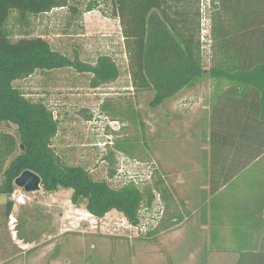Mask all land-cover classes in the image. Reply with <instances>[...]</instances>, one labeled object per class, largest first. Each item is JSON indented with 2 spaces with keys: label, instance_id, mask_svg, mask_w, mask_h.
I'll return each mask as SVG.
<instances>
[{
  "label": "rangeland",
  "instance_id": "obj_1",
  "mask_svg": "<svg viewBox=\"0 0 264 264\" xmlns=\"http://www.w3.org/2000/svg\"><path fill=\"white\" fill-rule=\"evenodd\" d=\"M69 16L67 9L40 16L35 20L36 33L71 58L78 54L82 60L94 63L101 54H111L120 66V78L93 88L91 74L63 68L37 71L15 85L27 97L44 100L54 112L59 130L52 145L65 164L83 166L94 179L107 180L115 188L132 179L140 183L150 181L154 172L156 179L166 181L173 200L164 212V203L157 195L155 206L142 211L144 229L140 231L117 210L97 218L87 211L84 201L73 204L72 189L61 187L49 192L41 185L39 191L29 193L15 184L12 194H0V264H235L239 254L229 249H210L211 232L202 218L203 212L216 202L222 203V207L225 203L231 205L230 209L239 205L246 208L253 203L262 189L264 159L240 175L228 189L212 195L211 185L208 188L207 184L212 178L211 128L206 125L211 96L205 90L208 84L151 107L153 91H133L123 40L103 37L95 19L91 30L86 29L85 13L82 20L72 19L70 26ZM208 33L205 31L207 44L203 46L206 68L212 64ZM129 101L145 124V138L142 135L140 140L148 154L144 159L129 160L113 148L117 139L138 135L142 127L114 120L102 112L104 103L119 105ZM1 134L12 135L17 142L15 152L7 157L5 169L20 153V139L11 122L0 121ZM110 149L116 154L115 165L105 159ZM113 168L117 173L111 177ZM10 200L13 209L7 217L6 204ZM196 209L199 218L195 216ZM175 212L184 215L182 223L160 227L154 235L147 233L163 215V220H167ZM195 226L198 231L193 234Z\"/></svg>",
  "mask_w": 264,
  "mask_h": 264
},
{
  "label": "trees",
  "instance_id": "obj_2",
  "mask_svg": "<svg viewBox=\"0 0 264 264\" xmlns=\"http://www.w3.org/2000/svg\"><path fill=\"white\" fill-rule=\"evenodd\" d=\"M246 1L252 13L259 9L260 17L264 18V0ZM178 4L179 0H0V121L16 125L21 149L4 169L7 157L16 150L17 142L12 135H0V173L4 170L0 194H12L15 180L24 171L32 170L41 176V185L46 191L53 192L61 187L72 189L73 204L84 201L87 211L97 218L117 210L133 226L142 225V211L155 206L157 194L164 203V212L166 205L170 206L173 200L166 181L159 177L156 179L154 172L150 181L140 183L132 179L115 188L107 180L94 179L83 166L65 164L52 145L59 130L54 112L44 100L27 97L15 85L18 80L29 78L37 71L63 68L91 74L93 88L120 78V66L111 54H101L94 63L82 60L78 54L71 58L36 33L35 20L59 9L69 11V26L72 19L82 20L84 13L94 10L120 19L133 91H153L151 107L161 105L183 90L200 86L205 75L210 77L214 85L210 96L212 195L228 189L240 175L264 159V21L253 23L255 30L261 28L263 37L258 48L251 45L249 51L246 50L250 53V62L214 64L206 70L200 29L194 32L193 27L186 25L188 29L181 30L180 23L187 21L185 14L188 15L189 11L181 12ZM215 6V0H211V9ZM248 97L252 102V124L233 126L218 123L221 115L236 113L232 106ZM102 112L114 120L142 127L138 135L117 139L113 148L123 152L129 160L147 158L140 141L142 135L145 138V124L134 104L130 101L119 105L107 102L103 104ZM88 118L91 119L92 114ZM105 159L115 165V151L110 149ZM116 173L117 169L113 168L110 176ZM261 192L260 189L259 196L253 201L255 208L250 213L251 219L255 220L249 227L255 231H250V234L247 230L236 232L242 237L237 240L240 253L235 264H264V233L260 238L255 236H259L264 228V197ZM12 209L10 200L6 204L7 217H10ZM184 218L183 214L175 212L167 220L165 218L157 226L150 227L147 233L154 235L160 227H172ZM218 249L227 251L226 247Z\"/></svg>",
  "mask_w": 264,
  "mask_h": 264
},
{
  "label": "crops",
  "instance_id": "obj_3",
  "mask_svg": "<svg viewBox=\"0 0 264 264\" xmlns=\"http://www.w3.org/2000/svg\"><path fill=\"white\" fill-rule=\"evenodd\" d=\"M171 3L175 2L171 1ZM199 3L200 14L198 16ZM215 3L216 6L211 9V0H179L178 9L181 12L185 11L184 13H186V11H189L188 15L185 14V17L187 16V21L182 20V22L180 23L181 30L185 31V29H188L186 25L190 26L191 28L193 27L194 32H198V29H200L202 55L204 53L203 46L205 47V44H207V41L205 40V31L206 33H208L207 31H209L206 37L209 38V41H211V65L233 63L242 64L244 62H250L251 57L248 51L251 48V45H255V47L258 48L263 37L260 35L261 28H258L256 30L253 28V23L258 24L259 22L264 21V18L260 17V10L256 9V12L252 13V9L247 6L246 0H215ZM85 18L86 29L91 30L90 27L92 19H95L94 24L98 26V31H100L99 34H101L106 39H109V37H114L116 38V41L120 39L123 40L120 19L104 16L100 11L97 10L85 13ZM118 35H121V38H119ZM209 68L205 67L206 70H208ZM205 82L208 84L205 90L209 91V95H211L214 85L208 75H205L202 84H204ZM236 91L237 90H233V92ZM190 92L192 91L187 89L179 92L178 94ZM176 96L172 97L171 99L174 100ZM251 103L252 102L248 97L246 100L234 104L232 107L233 110L236 111V113L232 115H221L218 118V123L221 125L233 126H245L252 124L253 118L252 115L250 116V112H253V109H251ZM210 104L211 102L208 105L209 113L207 117L209 120H212ZM209 120L207 121L206 125L210 127L211 122H209ZM262 124L264 125V122ZM261 168L264 175V164H262ZM263 175L261 186V190L263 192L261 193L264 197ZM210 182L211 180L209 179L207 183L208 188ZM192 190H195V188H193ZM230 207L232 206L227 205L226 203L225 207H222V203L217 205L216 202L212 208L210 207L203 212L202 218L205 220V223L208 222L211 232L210 249L215 250L219 247H226V249L232 250V252L239 254L240 252L238 250L240 249V247L237 240L238 238L242 237V235L236 234V232L247 230L250 234V231H255L249 227L253 219L255 220V218L251 219L250 217L252 208H255V205L253 203H250L246 208L245 206H242L241 208V205H239L237 209H230ZM194 213L195 216L199 218L197 209L196 211H194ZM241 223L243 225H241ZM196 229H198V226L197 228L195 226V230L192 229L193 234H196V231H198ZM261 232L262 233L259 236H255L257 238L262 237L264 228L261 229Z\"/></svg>",
  "mask_w": 264,
  "mask_h": 264
},
{
  "label": "water",
  "instance_id": "obj_4",
  "mask_svg": "<svg viewBox=\"0 0 264 264\" xmlns=\"http://www.w3.org/2000/svg\"><path fill=\"white\" fill-rule=\"evenodd\" d=\"M21 148L23 149V146ZM15 184L26 192H37L41 189L42 178L36 172L26 170L15 180Z\"/></svg>",
  "mask_w": 264,
  "mask_h": 264
},
{
  "label": "built area",
  "instance_id": "obj_5",
  "mask_svg": "<svg viewBox=\"0 0 264 264\" xmlns=\"http://www.w3.org/2000/svg\"><path fill=\"white\" fill-rule=\"evenodd\" d=\"M157 195H158V194H157ZM136 227H138L140 231H143V229H144V228H142V227H144L143 225H141V226H136Z\"/></svg>",
  "mask_w": 264,
  "mask_h": 264
}]
</instances>
